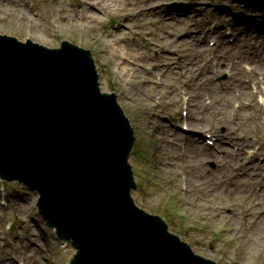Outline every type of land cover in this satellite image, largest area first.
Returning a JSON list of instances; mask_svg holds the SVG:
<instances>
[{
  "label": "rangeland",
  "instance_id": "1",
  "mask_svg": "<svg viewBox=\"0 0 264 264\" xmlns=\"http://www.w3.org/2000/svg\"><path fill=\"white\" fill-rule=\"evenodd\" d=\"M0 33L90 49L102 91L117 94L135 130L129 161L138 206L218 264H264L263 7L249 0H0ZM196 99L214 107L204 111ZM221 101L230 109L241 103L242 115L219 120ZM191 115H204V127L189 125ZM209 180L219 182L215 199L191 190ZM37 201L17 180H0V264H70L75 248L58 240Z\"/></svg>",
  "mask_w": 264,
  "mask_h": 264
},
{
  "label": "water",
  "instance_id": "2",
  "mask_svg": "<svg viewBox=\"0 0 264 264\" xmlns=\"http://www.w3.org/2000/svg\"><path fill=\"white\" fill-rule=\"evenodd\" d=\"M134 142L90 51L0 34V176L40 193L48 224L78 249L71 264H217L134 203Z\"/></svg>",
  "mask_w": 264,
  "mask_h": 264
},
{
  "label": "bare ground",
  "instance_id": "3",
  "mask_svg": "<svg viewBox=\"0 0 264 264\" xmlns=\"http://www.w3.org/2000/svg\"><path fill=\"white\" fill-rule=\"evenodd\" d=\"M251 48H252V45H250L248 47L249 50ZM257 85H258V88L260 89V91L264 92V86L259 85V84H257ZM243 88H245V87H243ZM245 89H246V92H250L247 88H245ZM241 92H244V91L241 90ZM198 95L200 96L201 93H199ZM196 100L198 101L197 102V105H200V107L204 111H210V109L214 107L213 106L214 103L212 101L210 103L206 104V103H202L201 100H198V99H196ZM188 101H187V104H190V101H192V99H190V100L188 99ZM220 105H222L221 106V109L224 108L225 110L223 111L222 116L219 117V120H227L228 118H230L232 120H235V119L239 118L242 115V109H243L244 106L241 103H240L239 107H236V108H233V109H230L232 107V103L230 101H227L225 103H223L221 101L220 102ZM215 114H220V110L219 111L216 110L215 111ZM215 114H213V116H215ZM190 117L191 118H188V120H189V122H191V126L192 127H194V126L195 127H200V128L201 127H204V125H205L204 124V115L200 116L197 119L194 118L195 115H191ZM189 144H190V146L193 145V148L195 150L198 149V145L195 142H193V143L189 142ZM190 149H192V147ZM184 152L187 154L188 151L185 150ZM189 166H190V162L189 161H186L184 163V167L187 168ZM222 179L226 181L227 180V177L226 176H222ZM190 181H191V179H190ZM236 181H237V179L235 180L234 184L236 183ZM221 183L222 182L220 181V184ZM237 183H240V184L244 185V182L243 181H240V182H237ZM191 186L194 188V189L191 188V190H194L199 195H202L205 198L206 197H209L211 199H215L216 196L214 194V188H219L218 187L219 186V182L218 183L217 182L215 183V182H213V180H209L207 182H205V181L202 182L201 181V183H199V184L192 182V185ZM253 197H254V200H256V198L258 197V194L256 192L253 193ZM259 221H260V219H259L258 216L254 218V222H255L256 225L258 224ZM255 230H256V228H255Z\"/></svg>",
  "mask_w": 264,
  "mask_h": 264
}]
</instances>
